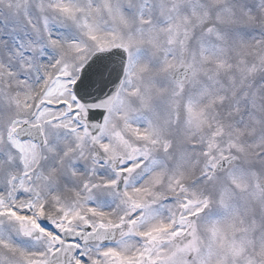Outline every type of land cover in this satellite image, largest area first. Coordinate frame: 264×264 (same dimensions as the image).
Listing matches in <instances>:
<instances>
[{
	"label": "snow or ice",
	"instance_id": "snow-or-ice-1",
	"mask_svg": "<svg viewBox=\"0 0 264 264\" xmlns=\"http://www.w3.org/2000/svg\"><path fill=\"white\" fill-rule=\"evenodd\" d=\"M0 264H264V0H0Z\"/></svg>",
	"mask_w": 264,
	"mask_h": 264
}]
</instances>
